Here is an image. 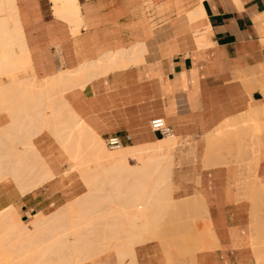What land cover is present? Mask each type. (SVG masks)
Here are the masks:
<instances>
[{"label":"crops","instance_id":"obj_1","mask_svg":"<svg viewBox=\"0 0 264 264\" xmlns=\"http://www.w3.org/2000/svg\"><path fill=\"white\" fill-rule=\"evenodd\" d=\"M15 1L32 62L19 77L52 78L108 52L126 55L137 45V56H130L132 50L126 55L131 64L119 61L124 67L117 69L104 64L107 73L67 90L65 99L105 142L116 136L125 147L153 145L168 137L151 129L156 118L178 142L189 141L173 148L177 211L170 210L157 225V239L136 245L134 258L125 263L186 264L181 258L188 257L189 264H264V245L257 244L264 241L258 236L264 235V0H74L78 23L67 12L58 16L54 0ZM200 36L204 45H198ZM256 110L261 116L253 119ZM250 119L253 124L243 126ZM9 121L0 115V127ZM229 121L240 132L213 160L222 162L211 164L206 145ZM33 144L53 177L39 174L41 182L25 195L14 181L0 182V211L15 206L24 222L39 211L53 213L87 190L77 171L68 172L70 157L49 130ZM196 196L201 203L194 201L193 210ZM193 236L202 250L194 251ZM183 245L191 251L179 252Z\"/></svg>","mask_w":264,"mask_h":264},{"label":"bare ground","instance_id":"obj_2","mask_svg":"<svg viewBox=\"0 0 264 264\" xmlns=\"http://www.w3.org/2000/svg\"><path fill=\"white\" fill-rule=\"evenodd\" d=\"M73 2L75 1L54 0V6L56 3V7H59L56 8L58 16H63L67 12L66 15H72L74 18L69 21L78 23L80 20L77 11L79 5L73 4ZM64 3L67 9L62 7ZM59 4L63 9H60ZM64 9L67 11L64 12ZM203 13H205L204 10ZM75 22L72 24L75 25L73 27H80V25L76 27ZM22 29L16 1L0 0V76L2 77L15 75L32 66ZM204 40V36L198 37V45H204L206 43ZM139 47L138 51L141 49ZM135 48L137 49V45L133 48L137 53ZM126 51L127 55L128 51ZM123 52L124 50L116 53L108 52L106 57L99 58L100 61L98 59L97 62L92 61L91 64L82 65L79 69L60 72L52 78L39 80L36 77H19L0 84V115L6 114L10 119L6 125L0 127V182L14 181L18 185L17 188H20V193L22 191L25 195L41 182L35 178L39 174L45 178L53 177L33 144V138L37 134L49 130L59 140L73 162L70 171H77L87 187L83 195L70 202V207H68L69 204H66L48 215L39 211L30 223L22 222L17 207L10 206L2 209L0 211V264H77V262L69 261V256L77 254L76 257L78 255L80 257L83 252H86L87 255L97 256L101 252L105 254V251L108 252L112 249H116L119 255L117 257L121 258V260L118 259L119 262L126 264V258H134L136 245L155 238L157 229L149 226L162 215L161 212L156 213L152 210L169 211L176 208L177 211V201L172 197V176L175 166L172 149L175 148L174 143L177 142V137L172 134L153 145L150 144V146L129 148L121 145L115 150H110L105 141L72 109L65 99L64 94L67 90L77 86L83 87L91 78L96 77L97 72L107 73L109 67L107 68L104 64L110 65V69L114 67L117 69L119 61L125 62L127 58L122 54ZM135 52L128 54L137 56ZM141 52L139 51L138 54ZM138 58L136 57V59ZM133 59L135 61V57ZM120 65L122 68L124 67L123 64ZM100 67L107 68L106 72H104V68L100 70ZM96 69L99 70L94 71ZM258 111L256 110V114L252 111L253 119L256 116H261V110ZM214 138L215 136L206 145L207 155H205L210 157L208 160L211 164H216L213 163V160L220 153L218 147V152L214 149ZM220 141L228 143L222 139ZM206 156L204 160L207 159ZM102 161L111 162V164L105 166L100 163ZM95 196H99L100 199H96ZM198 198L200 199L199 196L191 199L193 210L196 204L194 201L197 202L196 205L201 203ZM99 202L110 206L109 210H118L117 213L104 215L102 218L106 222L103 225H99L93 220L94 217L100 215L95 212L97 208H94ZM187 203L190 204V202ZM256 203L258 206V202ZM82 205L86 207H81ZM114 206L116 208H113ZM189 206L191 207V204ZM190 207L186 208L191 210L192 207L189 209ZM86 221L89 222L87 225L91 227L89 235L84 229ZM258 226L257 230L260 229L262 232V226ZM258 233L260 231L257 232V235ZM258 236L264 237L263 234ZM196 238H198L197 235ZM196 238L193 236L195 250L194 247H191L195 252L201 249H196V243L198 247L200 246L196 242L200 239ZM204 238L207 241L206 235ZM206 241L203 243L205 242L208 246L209 242ZM208 241L210 240L208 239ZM260 241L263 240H257V244L264 245V241L263 243ZM201 243L200 241L199 244ZM260 248L263 249V247H259L257 250L260 251ZM182 249L185 250V247L181 248L179 252ZM261 252L264 253L263 250ZM53 253H59L61 259L58 261L63 260V262H48L47 259ZM56 260L57 258L52 261Z\"/></svg>","mask_w":264,"mask_h":264},{"label":"rangeland","instance_id":"obj_3","mask_svg":"<svg viewBox=\"0 0 264 264\" xmlns=\"http://www.w3.org/2000/svg\"><path fill=\"white\" fill-rule=\"evenodd\" d=\"M32 73V71H29L28 72V74H31ZM16 78H19V75H18V73L17 74H15V75H11V76H7V77H2V76H0V84H3V83H6V82H9V81H11V80H14V79H16ZM248 124V123H247ZM247 124L246 123H243V126L245 125V126H247ZM250 124V123H249ZM251 124H253V121H251ZM238 130H239V125L236 123V122H231V121H229V122H227L226 124H224L221 128H219L218 130H217V132H216V134H215V138H214V141H213V146H214V149H215V151L219 148V152L221 153H219V155H218V157L219 156H221L224 152H225V150L227 149V143H223V141L221 142L220 140L222 139V140H224V142L226 141V142H228L231 138H232V136L233 135H236V136H238ZM55 137V136H54ZM56 138V137H55ZM57 139V138H56ZM216 139V140H215ZM59 141V140H58ZM60 143V142H59ZM189 143V141H180L179 140V142H178V140H177V142H175L174 143V145L176 144V145H179V148H183V147H185L187 144ZM219 143V144H218ZM220 143H222V144H220ZM61 144V143H60ZM105 144H106V142H105ZM225 144V145H224ZM107 145V144H106ZM218 145H223V148L221 149V146L219 147ZM226 146V147H225ZM108 147V146H107ZM218 147V148H217ZM109 148V147H108ZM129 148H131V147H129ZM239 148H240V146H239ZM65 149V148H64ZM223 149H225V150H223ZM110 150H115V149H110ZM173 150V149H172ZM217 152H218V150H217ZM223 152V153H222ZM174 155H175V153H174ZM180 159H181V157H180ZM70 162H71V164L69 165V169H68V171H70L71 169H72V165H73V162L70 160ZM102 162H104V163H102ZM102 162H100L101 164H105V166L107 165L108 166V164H111V162H105V161H102ZM100 164V165H101ZM182 166V163H180L179 162V164L177 165V167H181ZM104 167V166H103ZM172 190H173V183H172ZM173 197V196H172ZM95 198L96 199H100V197L99 196H95ZM69 204V205H68ZM67 205H68V207H70L71 206V203H68ZM64 206V205H63ZM81 207H86V206H81ZM94 208H97V211H95V212H98V213H100V215L99 216H96V217H94L93 218V220L97 223V224H99V225H103L105 222H106V220L105 219H103L102 217H104V215H107V214H109V213H117L118 212V210H115V209H112V210H109V208H111L110 206H108L107 204H105L104 202H99V203H97L95 206H94ZM113 208H116L115 206L113 207ZM53 212V211H52ZM80 212V211H79ZM82 212H84V211H82ZM90 212H91V210H90ZM152 212H156V213H159V212H161V215H162V217H160L158 220H155V221H153L152 222V224L149 226V227H155L156 229H157V225H158V223L160 222V221H162L163 219H165V218H167L168 216L170 217L171 215H172V213L173 212H171L170 210H169V212L168 211H166V210H152ZM49 213H51V212H49ZM33 219V218H32ZM32 219L29 221V222H24L23 221V219L21 218V220H22V222L23 223H30L31 221H32ZM83 220V219H82ZM87 222V221H86ZM85 222V223H86ZM79 223V222H78ZM89 222H87L86 223V225H85V231H86V233L89 235V233L88 232H90V230H91V227L89 226V225H87ZM78 227V229H79V226H77ZM203 227V226H202ZM90 229V230H89ZM93 229V228H92ZM158 229L156 230V235H155V238L154 239H157V234H158ZM89 238V237H88ZM87 238V239H88ZM152 240V239H151ZM183 247H185V245H183ZM87 248V247H86ZM186 249H189V251H191V249L188 247V248H186L185 247V250ZM87 251V249H84V251ZM185 250H183V251H185ZM56 253H53L52 255H50L49 257L50 258H48L47 260H48V262H54V263H59V262H63V260H59L58 261V259H61L60 258V254L59 253H57L56 255H55ZM83 254V255H82ZM82 254H80V257H79V255H78V257H76V255L77 254H73V256H69V261H72V262H77V264H119V257H117L118 255H117V251H116V249L114 250V249H112V250H110V251H108V252H106L105 251V254L103 253V252H101V254L99 253L97 256H94V255H87V253L85 252H83ZM85 254V255H84ZM59 255V256H58ZM82 255V256H81ZM57 258V260L56 261H52L53 259H56ZM63 259H64V257H63ZM180 259V258H179ZM182 260H184L185 262H186V264H189V258L188 257H185V258H181ZM50 260V261H49Z\"/></svg>","mask_w":264,"mask_h":264},{"label":"built area","instance_id":"obj_4","mask_svg":"<svg viewBox=\"0 0 264 264\" xmlns=\"http://www.w3.org/2000/svg\"><path fill=\"white\" fill-rule=\"evenodd\" d=\"M150 127L153 131L160 133L162 136H170L172 135L170 129L165 125V122L161 118H156L150 121ZM130 137H128L129 139ZM107 146L110 149H116L122 145V141L119 137L113 136L107 139L106 141Z\"/></svg>","mask_w":264,"mask_h":264}]
</instances>
